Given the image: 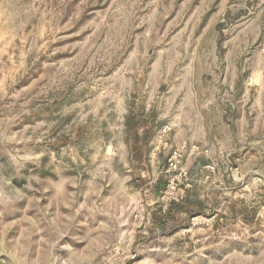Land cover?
<instances>
[{"label": "rangeland", "instance_id": "374dc122", "mask_svg": "<svg viewBox=\"0 0 264 264\" xmlns=\"http://www.w3.org/2000/svg\"><path fill=\"white\" fill-rule=\"evenodd\" d=\"M0 264H264V0H0Z\"/></svg>", "mask_w": 264, "mask_h": 264}, {"label": "trees", "instance_id": "16d2710c", "mask_svg": "<svg viewBox=\"0 0 264 264\" xmlns=\"http://www.w3.org/2000/svg\"><path fill=\"white\" fill-rule=\"evenodd\" d=\"M126 126L131 159L134 164L142 162L143 158L147 157L153 135L152 118L145 114L143 108H131L126 116ZM194 204L190 195L187 194L179 201L170 202L163 217L155 216V218L164 224L165 220L175 218V213H184Z\"/></svg>", "mask_w": 264, "mask_h": 264}, {"label": "built area", "instance_id": "2783aa9c", "mask_svg": "<svg viewBox=\"0 0 264 264\" xmlns=\"http://www.w3.org/2000/svg\"><path fill=\"white\" fill-rule=\"evenodd\" d=\"M182 157L183 153L180 150H176L174 152V159H171L170 166L178 172V175L171 177L166 185L167 187L164 196V198H166V208L170 202L179 201L181 199V197L177 194V191L180 184L182 183V179L187 180V173L180 166V159H182Z\"/></svg>", "mask_w": 264, "mask_h": 264}, {"label": "crops", "instance_id": "0c3cea01", "mask_svg": "<svg viewBox=\"0 0 264 264\" xmlns=\"http://www.w3.org/2000/svg\"><path fill=\"white\" fill-rule=\"evenodd\" d=\"M143 110H144V112H145V114L146 115H148L149 117H151L152 118V125H153V135H152V138H151V141H150V145H151V143H152V140L155 138V135H156V123H155V117L154 116H152V115H150L151 113H150V111L149 110H147L146 108H144L143 107ZM129 112V111H128ZM128 114V113H127ZM160 142H162V139H160ZM186 144V143H185ZM182 145V146H177L176 148H175V151L176 150H180L183 154H184V148L186 147V145ZM150 147V146H149Z\"/></svg>", "mask_w": 264, "mask_h": 264}]
</instances>
